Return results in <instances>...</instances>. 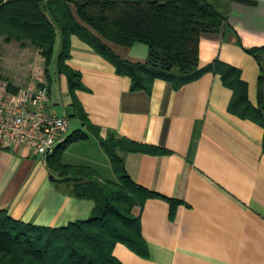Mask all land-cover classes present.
Here are the masks:
<instances>
[{
	"label": "crops",
	"instance_id": "crops-1",
	"mask_svg": "<svg viewBox=\"0 0 264 264\" xmlns=\"http://www.w3.org/2000/svg\"><path fill=\"white\" fill-rule=\"evenodd\" d=\"M214 2L227 19L220 31L200 36L196 78L179 83L157 76L149 91L132 90L130 76L118 74L76 35L66 64L80 73L86 89H69L67 77L57 70V55L45 74L49 110L66 116L68 124L71 118L75 126L67 137L79 130L87 134L65 148L64 164L87 165L101 180L115 179L85 122L98 127L102 139L125 138L165 151H119L131 179L163 196L133 207L148 254L139 256L118 243L113 254L123 264H264V127L231 110L234 90L221 75L225 65L239 71L247 99L257 106L259 66L245 49L264 46V0ZM107 45L124 61H146L144 43ZM57 48L59 53V39L54 54ZM34 62L45 69L39 49L0 36V79L26 87ZM17 69L26 77L15 75ZM103 166L109 179L101 176ZM52 174L57 177L48 156L0 147V210L53 228L89 218L94 202L76 198ZM167 199L177 201L172 216Z\"/></svg>",
	"mask_w": 264,
	"mask_h": 264
},
{
	"label": "trees",
	"instance_id": "trees-1",
	"mask_svg": "<svg viewBox=\"0 0 264 264\" xmlns=\"http://www.w3.org/2000/svg\"><path fill=\"white\" fill-rule=\"evenodd\" d=\"M226 19V12L214 0H0V36L7 42L29 43L39 49L45 60V73L53 62L59 39L55 63L58 72L67 77L72 92L86 89L80 73L66 64L72 35L113 63L118 74L130 76L132 90L149 91L157 76L174 82L180 80L179 83L196 78L200 74L197 71L200 36L220 31ZM107 42L122 46L146 44L145 63L120 59ZM245 50L259 66L257 106L247 99L246 85L235 68L223 66L222 80L234 90L231 110L264 127V46ZM9 87L18 90L10 83ZM85 125L99 139L115 179L101 180L91 167L64 164L65 148L87 138L80 130L68 136L48 156L51 172L57 174L51 178L76 198L93 201L91 216L53 228L25 223L1 209L0 264H123L113 254L118 243L139 256H147L140 219L132 210L143 206L147 199L163 196L131 179L119 151L150 154L165 151L125 138L102 139L98 127L88 122ZM167 200L172 216L177 201Z\"/></svg>",
	"mask_w": 264,
	"mask_h": 264
},
{
	"label": "built area",
	"instance_id": "built-area-1",
	"mask_svg": "<svg viewBox=\"0 0 264 264\" xmlns=\"http://www.w3.org/2000/svg\"><path fill=\"white\" fill-rule=\"evenodd\" d=\"M26 87L12 91L0 79V147H24L47 157L67 139L66 116L48 108L49 92L43 73Z\"/></svg>",
	"mask_w": 264,
	"mask_h": 264
},
{
	"label": "rangeland",
	"instance_id": "rangeland-1",
	"mask_svg": "<svg viewBox=\"0 0 264 264\" xmlns=\"http://www.w3.org/2000/svg\"><path fill=\"white\" fill-rule=\"evenodd\" d=\"M57 53H58V48L56 49V51H55V54H54V56H56L57 55ZM36 57H38V56H36ZM35 63V62H34ZM35 70L34 71H32L30 74L28 73V78H29V82H31V81H33V80H35V78H36V76H38L39 74H40V72L39 71H41L42 73H43V76L45 77V69L43 68V66L42 65H39L38 63H35ZM18 70V69H17ZM14 73H15V75H18V76H21L20 78H24V77H26V72H24V70H21L20 71V69L18 70V71H13ZM26 84H23V85H21V86H19V87H17L18 89H21V88H24L23 86H25ZM75 126L73 125V123H72V119L70 118L69 119V128H68V130H69V132H72L75 128H74ZM107 158H108V156H107ZM109 159V158H108ZM108 159H106V160H108ZM71 165H79V166H87V165H80V164H71ZM108 166H111V163H110V160H109V163H108ZM88 167H90V166H88ZM112 167V166H111ZM92 168V167H91ZM92 169H94V168H92ZM103 170V174L101 175V176H103L105 179H109V178H107V177H109L106 173V169L104 168V166H103V168H102ZM95 170V169H94ZM96 172H97V170H95ZM98 173V172H97ZM99 175V174H98Z\"/></svg>",
	"mask_w": 264,
	"mask_h": 264
}]
</instances>
